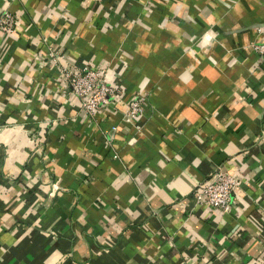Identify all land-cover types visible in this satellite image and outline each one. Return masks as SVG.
Masks as SVG:
<instances>
[{
  "label": "crops",
  "instance_id": "crops-1",
  "mask_svg": "<svg viewBox=\"0 0 264 264\" xmlns=\"http://www.w3.org/2000/svg\"><path fill=\"white\" fill-rule=\"evenodd\" d=\"M5 10L0 264H264V55L249 46L264 0ZM71 65L100 67L121 98L86 114L58 72ZM134 94L139 128L122 121ZM217 167L239 179L228 212L193 191Z\"/></svg>",
  "mask_w": 264,
  "mask_h": 264
},
{
  "label": "built area",
  "instance_id": "built-area-1",
  "mask_svg": "<svg viewBox=\"0 0 264 264\" xmlns=\"http://www.w3.org/2000/svg\"><path fill=\"white\" fill-rule=\"evenodd\" d=\"M15 16L8 10L0 14V34H12L15 25ZM259 53H264V43L256 46ZM48 59L55 63L57 56L55 52L48 53ZM100 67L90 66H60L58 69L60 77L66 83L70 92L79 98L81 108L88 115H94L106 105L121 98V91L111 84L103 75ZM144 98L134 94L128 101V109L122 121L129 126L139 128V118L144 111ZM118 126L109 128L111 140L115 139ZM239 179L220 167L214 169L210 176L196 185L193 189L198 202L212 207L221 212L231 210V196Z\"/></svg>",
  "mask_w": 264,
  "mask_h": 264
},
{
  "label": "rangeland",
  "instance_id": "rangeland-1",
  "mask_svg": "<svg viewBox=\"0 0 264 264\" xmlns=\"http://www.w3.org/2000/svg\"><path fill=\"white\" fill-rule=\"evenodd\" d=\"M255 32H256V36L258 39L250 42L249 46L251 47L253 51L263 56L264 53L263 54L259 53L258 49H255V47L264 43V24L257 25L255 28Z\"/></svg>",
  "mask_w": 264,
  "mask_h": 264
}]
</instances>
